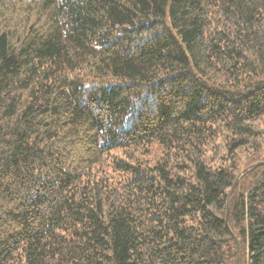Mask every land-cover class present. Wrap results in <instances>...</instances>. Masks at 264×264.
I'll list each match as a JSON object with an SVG mask.
<instances>
[{"label":"trees","instance_id":"trees-1","mask_svg":"<svg viewBox=\"0 0 264 264\" xmlns=\"http://www.w3.org/2000/svg\"><path fill=\"white\" fill-rule=\"evenodd\" d=\"M0 264H264V0H0Z\"/></svg>","mask_w":264,"mask_h":264}]
</instances>
